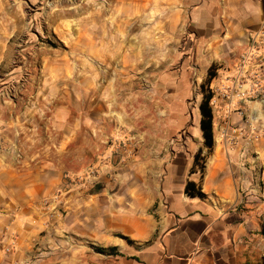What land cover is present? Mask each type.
Returning <instances> with one entry per match:
<instances>
[{
  "label": "crops",
  "instance_id": "crops-1",
  "mask_svg": "<svg viewBox=\"0 0 264 264\" xmlns=\"http://www.w3.org/2000/svg\"><path fill=\"white\" fill-rule=\"evenodd\" d=\"M148 2L160 0L140 6ZM164 2L156 53L140 50L135 79L100 32L84 54L86 78L44 94L23 121L0 112V264H264V103L234 99L227 114L220 100L208 149L196 94L197 73L211 66V91L232 85L249 35L264 31V0ZM59 9L67 16L51 29L78 42L82 26L66 38L54 25L90 11ZM6 42L0 56L12 53ZM110 61L113 81L100 89L93 71ZM107 89L118 106L128 90L132 110L110 117ZM188 182L203 196H189Z\"/></svg>",
  "mask_w": 264,
  "mask_h": 264
},
{
  "label": "rangeland",
  "instance_id": "rangeland-1",
  "mask_svg": "<svg viewBox=\"0 0 264 264\" xmlns=\"http://www.w3.org/2000/svg\"><path fill=\"white\" fill-rule=\"evenodd\" d=\"M82 1L0 0V42L7 40L5 44L12 49L10 55L0 56V112H4V117L11 114L12 118L23 121L24 118L37 112V107L44 102L42 100L44 94H53L59 89L61 93L68 92L71 80L80 81L86 78L83 63L91 62L92 58L84 54L93 34L109 33L104 38L111 46L115 45L114 50L119 48L120 54L126 56L125 64L129 67L125 69L126 74L132 79H135L134 76L137 74L134 61L140 50L144 51L145 59L156 53V50L149 45H153L154 41L151 39V34L154 36L162 33L159 32L161 24H157L155 19L163 20L165 16V14L160 15L165 9L159 7L165 6L164 0H160L158 4L148 2L145 7H141L140 2L147 0H91L87 4ZM3 2L9 3L8 8ZM134 2L138 4L135 5ZM77 3L84 11L81 16H88L90 11L89 17L80 20L75 17L70 21L63 19L54 25L59 24L62 27L64 31L62 34L67 32L73 34L77 30L74 28L76 24L83 27V34L80 32L78 42L67 41L70 50L64 39L54 32V27L51 29V25L67 16L66 11H61L59 6ZM174 8L178 10L176 6ZM55 31L60 34L57 28ZM71 39L77 40V34L72 35ZM112 66H116V62L110 61V65L93 71L92 78L98 82L100 89L105 84L106 78L112 83L114 78ZM103 69L105 71L101 72ZM207 72L205 75L197 73L196 76L202 79L200 85L208 77ZM51 82L57 84L50 85ZM113 91L114 89H107L105 93L110 99L109 116L117 117L115 112L123 113L124 106L127 108L126 112H130L132 109L125 103L126 98L128 101L131 96L128 90L123 93L120 106L113 101ZM196 94L203 95L200 86ZM192 97L191 94L190 98ZM191 113L194 117L197 115L195 109H191ZM79 170L81 169H76Z\"/></svg>",
  "mask_w": 264,
  "mask_h": 264
},
{
  "label": "built area",
  "instance_id": "built-area-1",
  "mask_svg": "<svg viewBox=\"0 0 264 264\" xmlns=\"http://www.w3.org/2000/svg\"><path fill=\"white\" fill-rule=\"evenodd\" d=\"M210 106L213 110L219 108V101L225 102V111L229 114L231 102L260 101L264 103V31L249 35L247 51L240 57L239 75L228 87H220L211 91ZM240 112V111H239ZM241 113V112H240ZM259 138V135L254 137ZM261 190L264 193V168L261 170ZM14 240L4 250L10 253L14 249Z\"/></svg>",
  "mask_w": 264,
  "mask_h": 264
},
{
  "label": "trees",
  "instance_id": "trees-1",
  "mask_svg": "<svg viewBox=\"0 0 264 264\" xmlns=\"http://www.w3.org/2000/svg\"><path fill=\"white\" fill-rule=\"evenodd\" d=\"M208 77L204 81L203 84L200 85L203 95L202 100L199 105V114H200V130L202 136L204 138V145L206 148L211 149L214 143L213 139V112L210 106V101L212 98L211 90H210V83L213 78L216 76V67L211 66L207 72ZM201 158L200 154L198 153L195 156V161H198ZM101 189L100 185H95L91 192H98ZM185 192L189 196H199L202 197L203 194L200 192V189L196 188L194 183L188 182L185 186Z\"/></svg>",
  "mask_w": 264,
  "mask_h": 264
},
{
  "label": "bare ground",
  "instance_id": "bare-ground-1",
  "mask_svg": "<svg viewBox=\"0 0 264 264\" xmlns=\"http://www.w3.org/2000/svg\"><path fill=\"white\" fill-rule=\"evenodd\" d=\"M108 2V1H107ZM109 3V2H108ZM55 4V3H54ZM48 7V6H47ZM83 7V6H82ZM110 9V8H109ZM101 11V10H100ZM92 12V11H91ZM97 12V11H96ZM55 13H57V12H55ZM98 14H100V13H98ZM52 15V14H51ZM134 17V16H133ZM108 18V17H107ZM44 19V18H43ZM51 19V18H50ZM80 20V19H79ZM70 21V20H69ZM128 21V20H127ZM18 23V22H17ZM70 23V22H69ZM52 24V23H51ZM81 24V23H80ZM77 25V24H76ZM121 31V30H120ZM109 34V33H108ZM71 35V34H70ZM116 35V34H115ZM92 37V36H91ZM91 39V38H90ZM122 39V38H121ZM100 40V39H99ZM93 41V40H92ZM121 45V44H120ZM95 57V56H94ZM100 57V56H99Z\"/></svg>",
  "mask_w": 264,
  "mask_h": 264
}]
</instances>
